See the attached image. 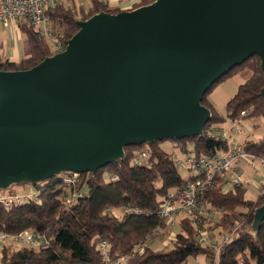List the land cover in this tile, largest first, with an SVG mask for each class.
Returning <instances> with one entry per match:
<instances>
[{
	"label": "water",
	"instance_id": "obj_1",
	"mask_svg": "<svg viewBox=\"0 0 264 264\" xmlns=\"http://www.w3.org/2000/svg\"><path fill=\"white\" fill-rule=\"evenodd\" d=\"M79 28L34 68L0 71V189L201 136L202 99L223 76L254 56L264 74V0H154ZM263 219L264 205L254 228Z\"/></svg>",
	"mask_w": 264,
	"mask_h": 264
},
{
	"label": "trees",
	"instance_id": "obj_2",
	"mask_svg": "<svg viewBox=\"0 0 264 264\" xmlns=\"http://www.w3.org/2000/svg\"><path fill=\"white\" fill-rule=\"evenodd\" d=\"M136 1L125 11L150 5L154 0ZM102 12L118 14L123 10L110 9L100 0H92L88 5H77L76 0H70L52 9L49 14L54 24H60L62 28V51L80 30L79 22ZM20 30L28 45L26 55L20 62H11L0 46V71L30 70L58 54L54 52L53 41L40 36L29 23H22ZM243 71H248L249 77L238 86L221 113L209 100L211 92ZM263 87L260 60L254 56L223 76L204 95L201 104L210 111L211 118L201 136L164 141L171 142L181 152L192 147L197 156L208 158L225 152L228 144L219 134L225 122L238 118L243 112L242 120L260 118L264 123ZM242 146L246 152L264 159V135L257 140H247ZM143 152L147 157H141ZM173 158L174 155L156 141L152 145L124 148L122 159L99 169L96 174H79L73 189L57 178L0 189V197L11 190L29 193L25 191L28 186L37 193L26 204L15 202L8 209L0 203V234L18 235L33 231L49 240L47 248L18 242L4 245L0 264H104L105 255L100 249L103 241L108 242L110 260L121 255L129 256L128 264H191L189 259L198 257H203L206 264H264V219L256 228L253 226L257 209L264 205V196L246 200L244 188L233 186L223 191L219 179L205 199L219 217L215 225L203 233L207 243L217 239V234L229 236L217 255L209 244L198 243L201 233L198 224L179 215L182 216L178 221L179 232L162 249L152 250L146 243L142 251L130 257L136 245L145 243L154 233L167 230L168 224L159 218L158 209L170 190L192 180V176L182 178ZM73 192L77 197L68 204L67 199ZM82 193L86 195L80 196ZM124 208L137 211L119 216H113L109 211Z\"/></svg>",
	"mask_w": 264,
	"mask_h": 264
},
{
	"label": "built area",
	"instance_id": "obj_3",
	"mask_svg": "<svg viewBox=\"0 0 264 264\" xmlns=\"http://www.w3.org/2000/svg\"><path fill=\"white\" fill-rule=\"evenodd\" d=\"M70 0H0V24L13 22L19 26L22 23H29L40 36L47 37L53 41L54 52L60 53L63 50L62 43V28L60 24H54L49 12L56 8L62 2ZM87 3L92 0H82ZM110 9L129 10L136 0H100ZM245 114L242 112L238 118L227 121L234 130L242 117ZM239 130H236L238 132ZM222 138L227 141L228 150L214 157L208 158L205 156H197L192 147H188L182 153H185L184 160H179L174 156V163L177 165L184 164L191 173L192 180L185 181L180 188H174L169 191L166 198L163 199L159 209L158 216L165 223H169L173 216L182 215L189 220L199 223V218L206 202L207 194L213 189L216 179L223 183V191H226L233 186L252 191L255 199L264 196V172L260 171L259 167H264V159L258 158L253 154L246 152L242 145L236 144L227 133L220 129ZM142 158L147 157L143 152ZM245 168L248 169L245 170ZM255 181L254 185H249L245 182V178L250 176ZM260 173V175L256 174ZM79 174L68 172L58 176L57 179L64 180L68 188L73 189L76 186L77 177ZM36 191L30 193H19L16 190H11L0 197V203L7 209L15 202L18 204H26L29 199L36 197ZM85 193L80 196H85ZM77 193L73 192L71 197L67 199V203L71 204L76 199ZM137 209L124 208L118 213L119 215H128L136 212ZM113 216H119L110 212ZM232 234H230L231 236ZM229 236H221L219 245H212L215 254L219 253L222 244L228 240ZM199 244L207 243V238L198 237ZM18 242L32 247L47 248L49 240L45 235L26 231L18 235L0 234V252L4 245ZM141 244L134 247L130 257L135 256L142 250ZM100 249L105 255L104 264H128L129 256H117L114 260L108 258V242L103 241L100 244Z\"/></svg>",
	"mask_w": 264,
	"mask_h": 264
},
{
	"label": "rangeland",
	"instance_id": "obj_4",
	"mask_svg": "<svg viewBox=\"0 0 264 264\" xmlns=\"http://www.w3.org/2000/svg\"><path fill=\"white\" fill-rule=\"evenodd\" d=\"M76 3L77 5L80 4L88 5L86 1H82V0H76ZM15 30L19 31V28ZM14 32L15 31L10 28L7 30L5 28L0 29V42L4 43L5 48L3 47V49H5V51L7 50L8 47L18 48V51L20 52L22 57H24L28 50L26 39L22 35V33H14ZM248 77H249V72L243 71L241 75L233 76L232 78H229L225 82L219 84L211 92L209 99L212 101L211 103H213V105L218 111H220L221 113L224 112L226 103L235 94L238 86L242 84ZM222 130H224L226 133L230 131L232 136V141L236 144H242L245 140H257L260 137H262L264 135V123L260 118L253 120L244 119L241 120L236 127H234V130L229 122L227 123V125L222 126ZM236 130L239 131L236 132ZM161 147L168 153H171L172 155L176 156L179 160H184L185 153H182L179 149L174 148L171 142L169 141L161 142ZM177 168L183 179H188L191 176V173L184 164L177 165ZM259 169L260 171L264 172V167H259ZM256 174L260 175V173H256ZM253 175L254 174L252 173V177L248 176L245 178V182L247 184L249 185L255 184ZM25 191L30 193L35 190L32 186H28L25 189ZM245 199L255 200L252 191H250L249 189H246ZM109 211L119 215L120 213L118 212L121 210L111 209ZM218 217H219V213L216 210H214L207 202H205L198 223L199 230L201 232V233L199 232L200 233L199 237L201 238H203V236L206 237V235L203 233L207 228L215 225V221L218 219ZM180 218H182V216H173L172 220L168 223V228L165 232L154 233V235L150 237L148 240H146L145 243L142 242L139 243L141 244V246H143L142 250L146 243L148 244L149 248H151L152 250L162 249L179 232L178 221L180 220ZM216 236L218 237L217 239L209 240L208 243H204V245L209 244L211 247L212 245H219L221 243V236H218V234ZM17 247L20 246L17 245ZM189 263L206 264L203 257H198L196 259H189Z\"/></svg>",
	"mask_w": 264,
	"mask_h": 264
},
{
	"label": "crops",
	"instance_id": "obj_5",
	"mask_svg": "<svg viewBox=\"0 0 264 264\" xmlns=\"http://www.w3.org/2000/svg\"><path fill=\"white\" fill-rule=\"evenodd\" d=\"M13 29L15 32L14 33H21V30H20V26L18 25V24H16V23H13V22H8V23H6V24H0V29ZM19 28V31L18 30H15V29H18ZM18 31V32H17ZM23 35V34H22ZM0 46H2V48L4 47L5 48V46H4V43L3 42H0ZM10 47H8L7 48V50L5 51V49H3V51H4V54H5V57H6V59L7 60H9V61H11V62H15V63H17V62H20V60L23 58L22 57V55L20 54V52L18 51V48H10ZM210 100V99H209ZM211 101V100H210ZM212 102V101H211ZM213 104V103H212ZM227 123L228 122H226L224 125H227ZM224 125H222V126H224ZM248 128V127H247ZM227 135L229 136V137H231L232 138V136H231V132L229 131L228 133H227ZM245 141H247V140H245ZM244 141V142H245ZM243 142V143H244ZM243 143L242 144H240V145H243ZM245 170H247L248 171V169L247 168H245Z\"/></svg>",
	"mask_w": 264,
	"mask_h": 264
}]
</instances>
